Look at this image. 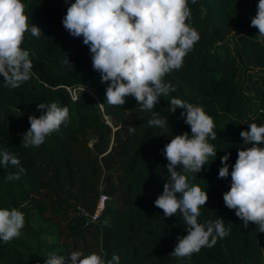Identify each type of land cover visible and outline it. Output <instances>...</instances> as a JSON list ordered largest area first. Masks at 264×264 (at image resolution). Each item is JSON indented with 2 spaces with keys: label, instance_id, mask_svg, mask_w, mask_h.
<instances>
[{
  "label": "trees",
  "instance_id": "16d2710c",
  "mask_svg": "<svg viewBox=\"0 0 264 264\" xmlns=\"http://www.w3.org/2000/svg\"><path fill=\"white\" fill-rule=\"evenodd\" d=\"M74 2L22 0L29 26L42 33L37 38L27 32L22 43L33 75L17 88L0 77V148L16 154L26 169L19 180L5 182L16 169L0 165V208L25 214L21 236L0 241V264H45L49 253L76 250L107 253L106 259L116 254L120 264H264V233L251 222L245 229L225 206L231 177L218 178L224 155L234 165L238 149L251 146L240 132L250 123L264 124V38L250 26L258 0H189L187 23L200 39L164 78L176 90L159 97L151 111H141L131 96L122 106L106 102L107 85L92 67L89 48L62 25ZM171 98L202 106L217 133L208 141L216 156L199 173H189L188 182L208 195L199 222L221 218L228 235L190 259L169 255L187 234L182 216L166 218L154 205L169 179L162 149L175 135L191 134L180 118L184 110L169 111ZM52 102L69 108L68 121L39 147H21L29 116L39 117L37 105ZM153 112L168 126L150 127ZM102 196L98 220L86 225L80 211L94 215Z\"/></svg>",
  "mask_w": 264,
  "mask_h": 264
},
{
  "label": "clouds",
  "instance_id": "9594fccd",
  "mask_svg": "<svg viewBox=\"0 0 264 264\" xmlns=\"http://www.w3.org/2000/svg\"><path fill=\"white\" fill-rule=\"evenodd\" d=\"M68 3V0H65ZM189 0H75L67 7L62 19L64 29L74 38H83L90 50L92 67L106 84V102L122 106L126 97H133L141 111H151L159 97L169 96L176 89L165 82V76L182 66L183 59L193 49L200 37L187 23L191 18ZM194 4L196 0H191ZM25 14L22 0H0V77L12 88L19 87L33 75L30 52L22 47L25 33L39 38L41 30L31 24ZM251 27L258 29L264 38V0H258L256 15ZM68 64L69 62L66 61ZM169 111L183 109L180 118L190 127L191 134L175 135L162 149L168 161L169 179L163 192L154 201L164 217L180 213L187 234L178 237L170 256L190 259L202 247L215 246L218 238L228 235L223 219L199 222L200 208L208 201L207 192L199 185L188 182L189 173H199L208 157L216 156L209 139H217L213 118L202 106L171 98ZM46 110V111H45ZM42 114L29 116L30 128L22 134L21 147H39L46 137L58 131L69 119V108L57 103H39ZM148 125L168 126L167 120L153 112ZM135 134L136 127L130 126ZM244 145L239 148L234 165H229L230 154L221 160L218 178L230 175V190L223 201L246 229L254 223L264 233V124L253 122L240 132ZM0 165L13 166L16 171L5 176V182L19 180L26 169L16 154L0 148ZM231 166V173L229 167ZM180 168V171H177ZM107 223V221L105 222ZM25 227V214L17 208H0V241L5 244L21 236ZM93 252L85 254L76 250L68 255L49 253L45 264H120L119 255L111 259Z\"/></svg>",
  "mask_w": 264,
  "mask_h": 264
},
{
  "label": "built area",
  "instance_id": "2783aa9c",
  "mask_svg": "<svg viewBox=\"0 0 264 264\" xmlns=\"http://www.w3.org/2000/svg\"><path fill=\"white\" fill-rule=\"evenodd\" d=\"M75 95H76V91H74V93H73V96H75ZM105 199H106V197L102 196V198L100 200V204L98 206V210L94 215H91L90 213H88L84 209H82L80 211L82 216L86 219V225H88L89 223H94L98 220L102 210L104 209Z\"/></svg>",
  "mask_w": 264,
  "mask_h": 264
}]
</instances>
